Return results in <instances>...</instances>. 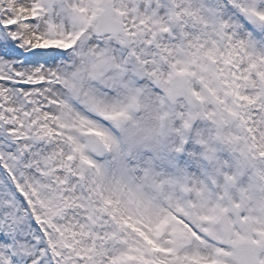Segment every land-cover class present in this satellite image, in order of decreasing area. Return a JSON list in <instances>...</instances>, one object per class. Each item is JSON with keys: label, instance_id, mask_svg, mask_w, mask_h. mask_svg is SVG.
<instances>
[{"label": "snow or ice", "instance_id": "1", "mask_svg": "<svg viewBox=\"0 0 264 264\" xmlns=\"http://www.w3.org/2000/svg\"><path fill=\"white\" fill-rule=\"evenodd\" d=\"M0 264H264V0H0Z\"/></svg>", "mask_w": 264, "mask_h": 264}]
</instances>
